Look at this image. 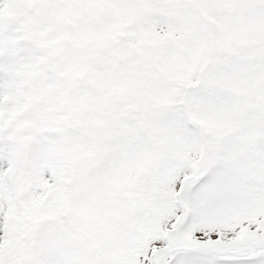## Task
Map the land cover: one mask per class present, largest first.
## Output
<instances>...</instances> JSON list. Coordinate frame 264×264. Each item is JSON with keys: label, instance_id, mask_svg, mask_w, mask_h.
Returning <instances> with one entry per match:
<instances>
[{"label": "snow or ice", "instance_id": "obj_1", "mask_svg": "<svg viewBox=\"0 0 264 264\" xmlns=\"http://www.w3.org/2000/svg\"><path fill=\"white\" fill-rule=\"evenodd\" d=\"M0 264H264V0H0Z\"/></svg>", "mask_w": 264, "mask_h": 264}]
</instances>
